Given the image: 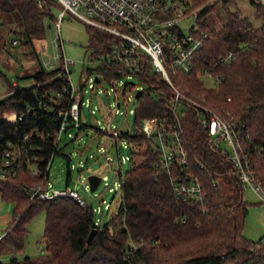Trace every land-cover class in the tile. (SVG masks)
Instances as JSON below:
<instances>
[{"label":"trees","instance_id":"trees-1","mask_svg":"<svg viewBox=\"0 0 264 264\" xmlns=\"http://www.w3.org/2000/svg\"><path fill=\"white\" fill-rule=\"evenodd\" d=\"M185 1L188 9L191 4L210 2ZM253 4L260 27L240 10L226 9L223 26L212 29L206 17L214 5L198 11L195 21L198 32L205 36L203 46L196 54L192 72H179L173 78L184 93L233 124L246 166L264 188V1ZM56 6L62 9L53 0H0V51L20 43L34 48V39L46 36L45 20L57 21L53 14ZM14 11L20 13L22 24L20 29H10L13 35L8 38L2 15ZM87 26L92 58L108 55L121 44L115 36ZM139 56L144 63L134 75L139 83L125 78L127 72L118 63L98 67L96 72H103L104 80L114 85L125 80L121 92L117 91L118 98L120 93L124 99L136 86L143 87L133 114L137 126L146 119L172 117L171 109L176 108L178 132L188 161L184 174L199 180L201 195L177 194L172 175L181 170L178 156H174L170 168L164 167L163 151L155 137L122 132L112 145L117 146L123 139L129 142L130 167L123 172V163H119L117 210L102 224H96L91 206L81 205L73 197L31 200V189L47 181L51 156L62 150L56 145L59 111L66 109L70 95L63 92L65 87L70 89L63 65L49 70L39 59V69L28 76L35 84L21 87L17 82L10 83L11 92L0 99V161L5 148H10L8 141L17 150L15 171L0 177V195L13 204V219L0 245L21 251L29 233L28 224L45 210L46 253L38 260L13 256L9 261L0 260V264H264L262 240L250 239L244 233L249 203L229 150L223 153L212 145L202 122L201 113L205 115V111L187 101H174L172 87L153 68L151 59L144 53ZM205 69L220 77L217 86L208 87L200 78ZM97 86L95 94L99 93ZM58 92L63 96L55 102ZM12 115L17 118L11 120ZM26 134L30 139L23 141ZM30 144L36 149L26 152L24 147ZM221 179L235 185L234 200H227ZM93 229L97 231L88 241Z\"/></svg>","mask_w":264,"mask_h":264},{"label":"built area","instance_id":"built-area-1","mask_svg":"<svg viewBox=\"0 0 264 264\" xmlns=\"http://www.w3.org/2000/svg\"><path fill=\"white\" fill-rule=\"evenodd\" d=\"M61 4L62 10L57 18L56 25L60 28L62 21L64 20L66 13L77 17L84 21L86 24L94 26L108 34H111L121 40V44L113 48L112 52L108 55H100L95 58L98 62V67H103L111 63L121 64L127 72V79L134 78V75L139 72L141 66L144 64L139 54H146L152 61L153 68L160 72L163 78L170 84L173 89L174 101H187L191 104L199 106L205 111L204 118L202 119L204 127L208 130L211 143L214 147L226 152V148L223 143L230 146V159L233 162L236 173L239 179L246 188L252 189L259 197L260 201L264 203V188L259 184L252 172L247 168V160L241 155L240 145L236 138L233 124L225 119L222 114L210 108L209 106L200 104L198 101L192 99L188 94L184 93L177 85L173 76L178 73L189 74L195 67V58L198 50H200L204 43V35L198 32V26L196 25V16L189 15L187 4L185 0H53ZM193 18L194 22L186 31L184 28V22ZM16 43V42H15ZM231 55L227 58L230 59ZM63 58V68L66 75V80L69 82L70 89L64 88L63 92H70L69 104L64 110L59 111V117L61 118V124L58 129L56 137V145L60 147L62 136L64 133H68L71 138H76L82 131V128L89 127L82 119V107L84 104L91 107V100H87L85 103L84 87L82 85L80 94H78V88L73 85L71 79L70 67L73 64L72 61ZM226 58V60H228ZM102 69V68H101ZM121 71V70H120ZM96 77L100 79V82L96 80ZM212 78L216 80V86L221 82L219 76L214 75L209 70L205 69L200 72V78ZM105 79V75L102 72L100 75L89 77L88 87L91 93H94V89L97 84H101ZM204 81V80H203ZM124 79L116 81L113 91L115 97H117L116 104L111 108L109 115H103L104 120L108 124H102L98 120L96 126H93L99 133L106 134L110 138V143L113 144L118 139L122 132H128L130 134H146L148 137H155L158 139L163 155L161 163L164 167L170 168L174 162V156H178L179 166L181 172L172 175V183L177 191L178 195L188 196H200L202 189L198 179L190 177L186 173L187 171V154L181 145V137L178 132L179 117L176 113V108L172 107L171 111L174 116H164L162 118H150L143 121L140 126H137V130L133 131L127 129L122 130L120 127L110 125V116L114 114L125 113L123 107L126 106L125 101L130 99L135 100L134 108L130 111L134 114L136 101V93L139 90L143 91L142 86H136L135 90L122 99L118 98L120 88L125 84ZM98 88V86H97ZM88 89H85L87 92ZM101 92V89L99 90ZM63 93L58 92L55 102H58L62 98ZM97 107L92 109V113H96ZM100 110V108L98 109ZM16 115L10 116L11 120L16 119ZM22 119V117H19ZM72 130H77V134L74 135ZM169 137V139L167 138ZM1 139V138H0ZM30 135H24L23 141H28ZM124 148H128L129 142L126 139L120 140L117 144V150L119 154V163H126L129 161V156L121 155V143ZM10 148H5L2 160L0 161V177L6 178L9 174L15 171V163L17 161V150L12 146L10 141L7 142ZM36 146L30 144L25 145L24 150L30 152L35 150ZM101 154H108L109 148L102 146L100 149ZM53 155L50 158L47 169L50 170ZM35 159V157H34ZM109 162H111L109 160ZM38 171L34 170V174ZM118 174V172H116ZM119 175V174H118ZM186 175V176H185ZM47 181L49 175L46 176ZM120 180V179H119ZM47 181L43 186L32 188L29 196L31 200H48L57 197L70 196L75 198L81 205H87L85 200L80 194L70 187L66 188H52L47 185ZM105 182L106 186H109L111 191H119L121 188V180L115 181L113 185L108 182V176H103L100 185ZM99 185V186H100ZM99 188V187H98ZM112 203L108 204L107 209L111 210ZM95 213H102L101 209L94 210ZM103 219L96 218V224H102ZM42 253H46V249H42Z\"/></svg>","mask_w":264,"mask_h":264},{"label":"rangeland","instance_id":"rangeland-1","mask_svg":"<svg viewBox=\"0 0 264 264\" xmlns=\"http://www.w3.org/2000/svg\"><path fill=\"white\" fill-rule=\"evenodd\" d=\"M257 0H210L209 4H213L214 7L210 9L207 14V24L212 29H220L225 23L226 9L240 10L244 16L250 18L255 26L260 27L261 21L255 16V5L253 2ZM264 1V0H263ZM208 3H200L198 6L191 4L189 6V15H193V18L198 11H200ZM60 7L53 9L55 17L61 13ZM3 29L6 37H12L10 29H20L22 24L21 15L18 11L5 13L2 15ZM191 18L184 22V28L187 31L188 28L194 22ZM47 27L46 36L44 38L34 39V48L26 46L20 43L17 46H11L9 49L0 51V99L4 98L12 90L10 83L17 82L21 87L32 86L35 84V80L32 77H28L35 73L39 69V59L49 70L63 65V55L73 64L70 67L71 79L73 85L78 88V94H80L81 86L85 85V103L87 100H91V107L86 104L82 107V119L89 127H85L78 134L76 138H71L68 133H64L60 148H62L60 154H57L51 164L49 179L47 185L52 188H66L70 187L77 191L85 202L91 206L94 210L101 209L102 213H96V218L100 217L103 220H107L110 214L117 210V204L120 199L119 193L109 190V186L103 182L99 188L92 192L88 177L91 174H97L101 177L108 176V182L113 185L115 181L119 180V175L116 170L119 168V154L115 145L110 143V138L106 134L99 133L93 126H96L98 120L102 124H108L104 120L103 115H109L111 108L116 104L114 86L110 81H103V84L96 90L101 92L98 94L91 93L89 84V77H95L97 72L96 68L98 62L91 56L93 49L89 44V33L87 24L78 19L75 16L66 13L64 20L62 21L60 28L56 25V20L47 18L45 20ZM38 53V56L36 54ZM89 69L92 70L90 73ZM135 83H139L138 78H132ZM206 86L215 87L216 80L212 78H203ZM122 88H120L121 92ZM130 96V93H128ZM120 98H123V94L120 93ZM125 105L122 109L125 111L123 114H114L110 116V125L120 127L126 131L128 128L136 131L137 125L134 124V115L130 111L134 108L135 100L125 101ZM97 107L96 113H92V109ZM100 108V110H98ZM202 119L204 114L201 113ZM74 135L77 134V130H72ZM73 139V140H72ZM158 142V139H156ZM121 143V142H120ZM121 145V155L126 156L129 154V149L124 148L123 143ZM227 150H230V146L223 143ZM107 146L111 148V152L108 154H101L100 148ZM109 160L111 162H109ZM130 163L123 164V172L128 170ZM68 178L70 180L68 181ZM220 184L227 192V200L232 201L235 198V185L230 184L227 181L221 179ZM244 197L249 203V213L245 220L244 233L250 239L259 241L262 240L264 244V203L260 201L258 195L250 188L244 190ZM112 203L111 210L107 209L108 204ZM12 208L13 204L5 201L0 195V215L5 211ZM46 228V211L41 210L28 224L29 233L25 241L24 248L19 252H14L12 248L7 245H0V260L9 261L11 257L16 256L19 259H23L26 256H30L33 259H40L44 256L42 249L46 247L44 240V231ZM7 230V224L0 223V236ZM1 238V237H0Z\"/></svg>","mask_w":264,"mask_h":264},{"label":"water","instance_id":"water-1","mask_svg":"<svg viewBox=\"0 0 264 264\" xmlns=\"http://www.w3.org/2000/svg\"><path fill=\"white\" fill-rule=\"evenodd\" d=\"M96 80L100 82V79L98 77H96ZM142 92H143L142 90L137 91L136 97L139 98L141 96ZM101 180H102V177L97 175V174H91L88 177L90 190L92 192H95L98 189ZM96 231H97V229H93V231L91 232V234L89 236L88 241H90L93 238V236L95 235Z\"/></svg>","mask_w":264,"mask_h":264},{"label":"crops","instance_id":"crops-1","mask_svg":"<svg viewBox=\"0 0 264 264\" xmlns=\"http://www.w3.org/2000/svg\"><path fill=\"white\" fill-rule=\"evenodd\" d=\"M12 219H13V212H12V208L11 207H9V210L7 212L5 211L3 214L0 215V223L1 224L6 223L7 226H8V224L12 221ZM6 231H4L3 235L0 236V237H3L5 235V233H6Z\"/></svg>","mask_w":264,"mask_h":264}]
</instances>
